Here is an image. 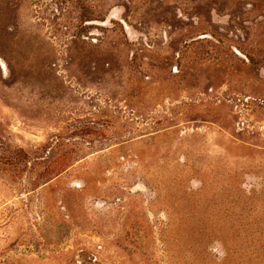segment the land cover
<instances>
[{
  "label": "rangeland",
  "instance_id": "rangeland-1",
  "mask_svg": "<svg viewBox=\"0 0 264 264\" xmlns=\"http://www.w3.org/2000/svg\"><path fill=\"white\" fill-rule=\"evenodd\" d=\"M0 264H264V0H0Z\"/></svg>",
  "mask_w": 264,
  "mask_h": 264
}]
</instances>
